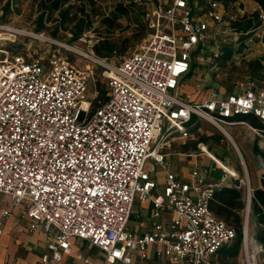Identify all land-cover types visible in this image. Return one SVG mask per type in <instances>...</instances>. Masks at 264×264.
<instances>
[{
	"label": "built area",
	"instance_id": "built-area-1",
	"mask_svg": "<svg viewBox=\"0 0 264 264\" xmlns=\"http://www.w3.org/2000/svg\"><path fill=\"white\" fill-rule=\"evenodd\" d=\"M257 16L263 24L260 9ZM144 22L148 33L136 50L101 64L107 100L95 109L85 98L84 73L58 51L45 63L18 53L0 56V218L20 209L28 231L42 229L50 239L43 262L60 261L76 238L104 255L84 264H132V252L144 258L148 245H158L156 254L175 264H217V250L235 235L207 207L213 190L236 179L235 172L199 143L220 178L207 181L193 168L183 181L168 169L162 149L167 133L187 137L192 117L224 135L241 123L264 138V129L236 119L250 115L264 126V88L238 81L235 91L210 88L200 99L179 90L195 53L223 33L219 2L201 9L199 0H169L148 10ZM1 33L14 38L19 31L0 24ZM154 166L164 175L151 197ZM134 198L149 199L152 217L166 211L169 221L133 234L126 222ZM261 252L243 229L239 264H254Z\"/></svg>",
	"mask_w": 264,
	"mask_h": 264
},
{
	"label": "rangeland",
	"instance_id": "rangeland-1",
	"mask_svg": "<svg viewBox=\"0 0 264 264\" xmlns=\"http://www.w3.org/2000/svg\"><path fill=\"white\" fill-rule=\"evenodd\" d=\"M211 1L215 0H199L201 9L207 8ZM168 3L169 0H69L60 8L68 9L61 17L59 10L47 13L48 9L36 0H0V24L19 31L14 38L0 34V56L25 54L45 63L52 52L58 51L84 73L85 98L91 100L97 95L94 88L96 82L99 88H106L101 64H116L124 55L136 50L148 33L144 14L153 7ZM219 3L225 24L223 33L215 35L214 42L206 43L201 51L195 53L191 62L193 66L180 80V91L187 88L205 92L212 88L228 92L238 81L254 88H264V44L260 41L263 24L257 16L259 24L255 25L257 21L252 17L259 8L248 0ZM80 8L82 12H78ZM248 19H251L252 28L243 33L240 28ZM80 25L86 28L72 39ZM96 44L104 56L93 52L92 47ZM105 47H109L110 51H106ZM196 124L200 130L196 135H187L184 144L176 133L166 134L167 143L162 151L173 154L170 169L183 165L175 153H183V150L198 153L197 145L201 143L211 154L222 155L235 168L246 195L245 177L248 179L249 173L243 166L245 157L239 153L235 139L202 119H198ZM188 131L194 132L192 128ZM253 162L254 171L264 173V162L259 161L257 155L253 156ZM249 187L253 188L251 184ZM3 198L0 195V207L3 206ZM248 245L251 244L248 242ZM240 258L238 251L236 258L229 263L239 264ZM253 260L254 264H264L263 256L254 255Z\"/></svg>",
	"mask_w": 264,
	"mask_h": 264
},
{
	"label": "crops",
	"instance_id": "crops-1",
	"mask_svg": "<svg viewBox=\"0 0 264 264\" xmlns=\"http://www.w3.org/2000/svg\"><path fill=\"white\" fill-rule=\"evenodd\" d=\"M248 1L252 5H255L257 6V8H259L256 3L250 0ZM232 91H235V89H232ZM183 92L193 93L192 96L195 99H200L204 93L199 89H196L194 91L192 89L187 88H184ZM220 92L224 94L227 93L223 91ZM247 117L249 119H252V117L250 116ZM247 117L242 116L237 117L236 119L239 121L246 122L249 126L253 128L264 129V126L261 124L260 126L251 125L245 119ZM197 120L198 119L194 117L191 118L189 126L187 127V135H196V133L200 130L198 124H196ZM190 128H192V131L194 132H189L188 130ZM226 132L227 135H232V138L235 139V141L237 142L238 148L240 149L238 150L239 153L243 157H245V162L243 166L245 167L247 174L249 173V178L247 179V176L245 177L248 182V195L247 193L245 195V206L243 210L244 218L246 219L250 191L254 187L258 186L260 177V173L254 171L253 156L257 155V159L259 161L264 162V138L251 131V129L247 125L241 123L227 126ZM186 138H180L183 139V144ZM163 153L165 154V161L168 166V169L171 170L178 178L182 179L183 181H188L190 179V171L193 168H197L201 172V174H203V177L207 181H217L220 178V169L204 153L200 151L198 153H195L183 150V153H175L174 155H176L180 161H183V165H178L177 169L175 170L170 169V159L173 154L168 155V153ZM213 156L216 158L218 155ZM216 159L224 162L230 169L235 172L237 176L236 179H226L222 181L219 187L231 186L235 183V181L242 185L241 179L238 178L237 171L234 167L228 164V160L222 155H219ZM163 175L164 171L160 167L154 166L151 171V176L156 182V187L151 190V197L156 195L160 191L163 182ZM250 184L253 187L252 189L249 187ZM3 201L4 203L2 207L5 206L4 198ZM151 210L152 207L149 199L142 201L138 198H134L126 222V228L133 234L140 235L146 231H149L154 222H161L166 224L169 221L170 213L163 211L162 213H160V216L154 218L151 215ZM10 211L11 214L6 219L0 218V264H84V259H88L95 263L102 262L104 256L102 251H100L97 247L91 245L87 241L76 238L69 239V249L62 253L60 261H41V255L49 254V250L47 249V244L50 241L49 237L45 235L41 228L37 231H28L25 228V219L21 216L20 209L10 208ZM18 229L21 230L18 231ZM157 250H159L158 245L146 246L144 250V258H139L134 252H132L131 263L175 264L174 262L166 261L162 255H157ZM104 264L118 263L106 262Z\"/></svg>",
	"mask_w": 264,
	"mask_h": 264
},
{
	"label": "trees",
	"instance_id": "trees-1",
	"mask_svg": "<svg viewBox=\"0 0 264 264\" xmlns=\"http://www.w3.org/2000/svg\"><path fill=\"white\" fill-rule=\"evenodd\" d=\"M43 8L48 9L47 13L58 11V14L63 17L64 12L68 9H60L69 0H36ZM222 4L234 3L240 0H215ZM256 3L264 17V0H250ZM78 12H82L80 8ZM77 11L74 12L76 15ZM257 21V13L253 16ZM264 20V19H263ZM259 24V21L255 25ZM86 26H78L72 39L76 38ZM252 28L251 19H248L243 27L240 28L241 32L246 33ZM260 41L264 44V23L262 25ZM106 43V42H105ZM106 51H110L109 47H105ZM93 52L98 56H104L101 53L99 45H93ZM25 55V54H24ZM28 56V55H27ZM121 60V59H120ZM119 60V61H120ZM110 63V62H109ZM193 66L191 63L190 69ZM189 69V71H190ZM189 73V72H188ZM94 88L97 92L96 97L90 100L92 109H95L100 104L107 100V87L104 89L99 88L96 82ZM250 116V115H246ZM252 119L245 118L251 125L260 126L259 121L253 116ZM245 191L242 185L237 181L231 186H221L213 190L210 199L208 200L207 207L209 211L217 218L222 220L227 226L231 227L235 235L233 239L221 246L216 253L217 264H230V260H234L238 254L243 229L246 227V233L249 237L259 243L262 247V252L258 257H264V173L260 174L259 184L250 191L248 212L246 219L243 215L245 206Z\"/></svg>",
	"mask_w": 264,
	"mask_h": 264
},
{
	"label": "bare ground",
	"instance_id": "bare-ground-1",
	"mask_svg": "<svg viewBox=\"0 0 264 264\" xmlns=\"http://www.w3.org/2000/svg\"><path fill=\"white\" fill-rule=\"evenodd\" d=\"M220 163V161H218ZM221 164V163H220Z\"/></svg>",
	"mask_w": 264,
	"mask_h": 264
}]
</instances>
